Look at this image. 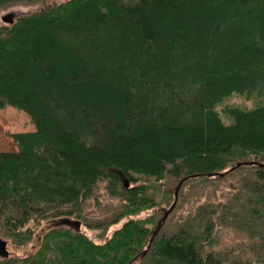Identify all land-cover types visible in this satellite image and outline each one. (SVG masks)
I'll list each match as a JSON object with an SVG mask.
<instances>
[{"label": "trees", "instance_id": "trees-1", "mask_svg": "<svg viewBox=\"0 0 264 264\" xmlns=\"http://www.w3.org/2000/svg\"><path fill=\"white\" fill-rule=\"evenodd\" d=\"M47 1L0 0L43 6L0 15V111L36 128L0 240L41 236L0 264H264V0Z\"/></svg>", "mask_w": 264, "mask_h": 264}, {"label": "rangeland", "instance_id": "rangeland-1", "mask_svg": "<svg viewBox=\"0 0 264 264\" xmlns=\"http://www.w3.org/2000/svg\"><path fill=\"white\" fill-rule=\"evenodd\" d=\"M66 1L68 0H48L46 2V5L51 6L54 3H63ZM41 7H43L41 4H17L2 10L0 15L2 18L11 14L13 15V18H16L21 15H27L37 12L38 10H40ZM35 129L36 128L31 120V117L26 112L14 108L12 106H8L2 109L0 111V152H12L18 150L16 144L10 136L11 133L31 132ZM148 214L149 212H145L141 216H146ZM45 227V223L39 226L37 228V234L40 233ZM116 228L117 227H113L109 231L107 238L111 236L112 232ZM82 231L87 236L94 239L96 242H103L98 238V233H100L99 231L89 230L86 229L84 226L82 228ZM40 237L36 236L35 239H33V241H31V243L27 244L26 246H16L15 244L13 245L10 240H7L9 243L7 245V251L11 256L22 257L28 255L38 247V245L40 244ZM2 258L3 256L0 252V259Z\"/></svg>", "mask_w": 264, "mask_h": 264}, {"label": "water", "instance_id": "water-1", "mask_svg": "<svg viewBox=\"0 0 264 264\" xmlns=\"http://www.w3.org/2000/svg\"><path fill=\"white\" fill-rule=\"evenodd\" d=\"M1 19L4 23H7V24H13V22H14L13 15H11V14L8 16L2 17ZM118 173L120 175V178H121V181H122L124 187L128 188L130 186V181L127 179L125 174H123L121 172H118ZM64 224L69 226L70 228L74 229L77 233H79L81 230V223L78 221L72 222V221L67 220L64 222ZM0 252H1L3 257H9V253L7 251V243L4 241H1V240H0Z\"/></svg>", "mask_w": 264, "mask_h": 264}, {"label": "bare ground", "instance_id": "bare-ground-1", "mask_svg": "<svg viewBox=\"0 0 264 264\" xmlns=\"http://www.w3.org/2000/svg\"><path fill=\"white\" fill-rule=\"evenodd\" d=\"M70 1V0H69ZM27 3H28V1H26ZM33 4V3H32ZM8 7V6H7ZM216 171V170H215ZM202 176V175H201ZM209 181H210V179H209ZM191 183V182H190ZM211 183V182H210ZM216 184V183H215ZM181 185V184H180ZM216 186V185H215ZM183 187V186H182ZM193 192V191H192ZM182 195V194H181ZM183 198V197H182ZM88 202V201H87ZM159 205V204H158ZM178 205V204H177ZM86 206V205H85ZM189 209V208H188ZM81 210V209H80ZM174 213V212H173ZM87 214H88V212H87ZM199 214V213H198ZM211 214V213H210ZM209 214V215H210ZM79 216V215H78ZM211 216V215H210ZM175 217V216H174ZM30 220H32V219H30ZM88 222V221H87ZM177 222V221H176ZM148 223V222H147ZM176 225V224H175ZM217 228V227H216ZM64 229V228H63ZM171 232V231H170ZM175 232V231H174ZM82 242V241H81ZM13 244H14V242H13ZM16 244V243H15ZM18 244V243H17ZM22 244V243H21ZM81 244V243H80ZM24 246V245H23ZM14 258V257H13ZM4 260H7V259H4Z\"/></svg>", "mask_w": 264, "mask_h": 264}]
</instances>
